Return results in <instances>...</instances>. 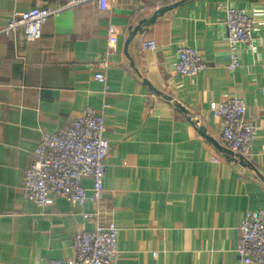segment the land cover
Instances as JSON below:
<instances>
[{"label": "crops", "instance_id": "obj_1", "mask_svg": "<svg viewBox=\"0 0 264 264\" xmlns=\"http://www.w3.org/2000/svg\"><path fill=\"white\" fill-rule=\"evenodd\" d=\"M67 1L0 0V28L15 12ZM177 1L133 38L175 4L118 0L103 11L90 3L49 19L39 40L0 38V264L72 260L75 236L94 230L97 211L101 224L120 230L116 264H240L242 219L264 209V0ZM229 7L258 27L255 50L239 48L234 72ZM110 26L119 31L114 49ZM149 42L157 49L144 50ZM182 47L202 54L207 69L199 77L174 73ZM236 97L257 129L248 161L202 135L219 142L223 121L211 104ZM87 108L104 116L111 145L104 199L82 208L63 199L36 206L23 183L41 133L66 129ZM83 186L91 197L92 182Z\"/></svg>", "mask_w": 264, "mask_h": 264}, {"label": "built area", "instance_id": "obj_2", "mask_svg": "<svg viewBox=\"0 0 264 264\" xmlns=\"http://www.w3.org/2000/svg\"><path fill=\"white\" fill-rule=\"evenodd\" d=\"M158 3L176 4L177 0H155ZM118 0H68L59 8H34L15 12L10 22L0 28V38L11 39L17 35L28 40H39L49 19L58 17L68 9L96 3L105 11ZM227 43L230 54L229 71L241 68L240 47L249 51L256 48V22L242 10L226 8ZM119 31L115 26L108 30L109 45L115 48ZM144 50L157 49L154 42L145 43ZM174 73L186 78H197L207 69V63L196 49L182 47L173 66ZM95 80L105 83L97 74ZM214 117L223 121L219 143L234 156L245 161L251 158L257 129L246 119L247 107L242 98H232L220 104H211ZM104 116L92 108L84 110L64 130L41 133L38 146L31 155V165L25 171L23 189L28 201L38 207L51 205L57 199L84 207L88 201L99 204L105 197L104 179L111 145L105 138ZM92 182V195L83 186L84 180ZM93 231H82L74 238L75 256L72 260H50L46 264H116L120 257L118 248L119 228L114 222H99L100 212L94 215ZM90 218L88 215L85 219ZM236 254L240 264H264V209L245 213Z\"/></svg>", "mask_w": 264, "mask_h": 264}, {"label": "water", "instance_id": "obj_3", "mask_svg": "<svg viewBox=\"0 0 264 264\" xmlns=\"http://www.w3.org/2000/svg\"><path fill=\"white\" fill-rule=\"evenodd\" d=\"M177 5H178V4H175V5H173V6L163 8V9L159 10L158 12H156L155 15H154L151 19L146 20V21H144L143 23H141L140 26H139L136 30H134V31L132 32V34H131V38H133L138 32H140V33L143 32V25H144V26H149V25L153 24L154 21L156 20V18H157L158 16L163 15V14L166 13L167 11H170L171 9L176 8ZM130 42H131V39H128V41H127V46L130 44ZM202 135L205 136V138H206L209 142H211V143L215 146V148H216L217 150L221 151V152L224 153L225 155H230V157H233V156H234V154H233L232 152H230V151L227 150L225 147H223V146H222L218 141H216L215 139H213V138H211V137H208V136L206 135V133H202ZM234 157H235V156H234ZM236 157L240 158L242 161H245V160H244L242 157H240V156H236Z\"/></svg>", "mask_w": 264, "mask_h": 264}]
</instances>
